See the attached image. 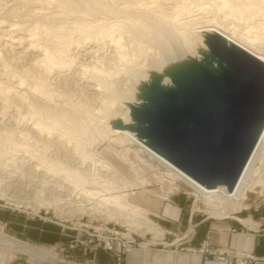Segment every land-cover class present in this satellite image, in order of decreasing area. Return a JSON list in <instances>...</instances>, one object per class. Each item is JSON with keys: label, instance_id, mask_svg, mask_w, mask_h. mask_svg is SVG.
I'll return each instance as SVG.
<instances>
[{"label": "rangeland", "instance_id": "rangeland-1", "mask_svg": "<svg viewBox=\"0 0 264 264\" xmlns=\"http://www.w3.org/2000/svg\"><path fill=\"white\" fill-rule=\"evenodd\" d=\"M66 1L73 0H0V213H5V211L19 213L41 223L57 225L62 233L67 230L84 232L86 238H75L65 245H44L28 241L15 236L10 231L9 224L3 221L0 214V234L27 243L38 252L33 258L29 252L19 251L8 246L5 241L0 240V264H99L88 257V254L109 247L113 248L114 264H126L129 253L136 249L144 250L149 247L159 249L171 247L173 249L178 248L179 251L200 253L203 256V264H210V262L217 261V259L215 260L208 251L202 252L201 250L207 246L209 251L213 250L215 252L216 250L219 251V248L213 247L208 239H204L199 247L190 246L186 242L196 230L199 220L234 219L238 222L235 219L237 217L242 223L255 231L261 228L264 229V216L261 214V211L264 212L262 210V208L264 209V180L255 190L248 191L246 198L239 203L236 210L227 216L213 215L206 203L202 199H198L199 197L194 194V190L190 186L184 183L175 186L169 177L159 178L160 172L162 173L164 170L161 171L156 163H151L148 160L146 154L138 151L139 147L137 145L128 142H117L114 137L115 133L111 130L115 127L110 125L109 130L99 124L104 119H96L100 115L102 117L104 113L100 109L103 108V102L114 99L117 102L113 107V114L116 112L117 117L122 120V117L126 115L123 122L130 123L129 114L131 112L127 110L128 103L137 102L135 93L138 90V83L146 81L154 67H156L155 70L161 71L168 60L181 59L187 55L200 56L197 47L190 49L170 31H167V33L169 32L168 34L171 35L165 33L164 39L169 45L166 46L169 49H165V45H160V42L156 41L154 33L146 29L144 25L145 13H147V16L153 17L161 11L169 15L178 14L179 18L193 19V25L191 26L195 29L197 27L199 31L200 26L211 24L209 22L213 19L212 16L215 15L213 14L215 13L214 10H211V7L215 5L214 2L212 0H96V3L93 2L95 0H74L75 2H81L80 5L74 3V1L72 2L76 7L74 11V9L69 10L65 6ZM93 3H96L98 7ZM91 6L96 7L93 10L95 12H90L88 8ZM155 6H158V9ZM207 11H213V13ZM143 14L144 16H142ZM217 15H219L218 19L220 21L227 20L222 14ZM141 17H144L143 20H140ZM130 18H133V21L136 20L134 22L136 27L130 26L132 23ZM252 19H245L247 22L241 20L244 21L243 23L239 21L240 25L237 28L246 31L245 26L250 24V26L254 25L256 29L258 27L257 30L263 33L264 14H259ZM79 22L82 24L85 22L84 25L89 26V28L85 31L76 29L75 27ZM47 24L52 25V28L56 27L55 29H57V26L58 28L65 27V31L72 36L69 44L58 43L57 46L54 37L43 27ZM120 24L124 30L121 41L125 51L124 61L121 59L122 57L115 47L114 41V44L112 43V38L107 37L106 34L99 35V32L105 30V28ZM61 25L63 26L61 27ZM232 26L234 24L230 23L228 25V27ZM75 30L78 31L75 32ZM31 34L35 36L34 40L37 42L30 41L34 37ZM47 44L49 47L51 46L52 49H49L52 52L55 51L54 54L57 58H63L70 64L61 67L52 65L53 67H50L49 71L43 67L45 62L41 52L44 53L42 48H45ZM38 48L41 52L37 50ZM159 59L162 64L158 62ZM26 71L28 72L26 73ZM94 71H98L97 74H102L97 75ZM20 78L25 79L23 84L20 82ZM40 80L45 84L44 90L46 93L52 94L51 100L46 99L42 94H32L30 89L36 87ZM169 81L170 79L166 77L165 82L168 83ZM102 85H110V89L106 90ZM32 105L34 109H39L38 112L32 111ZM39 111L43 114L38 115ZM95 111L97 114L94 113ZM51 112L52 115L55 113V115L63 114L67 119L70 116V119L72 117L71 120L76 118L74 116L79 117L75 119V123L71 120H64L67 121L65 124L74 123H69L71 126L68 125V127L65 126L64 122L57 125L55 122H51V118H47L48 121L42 123L48 124V127L42 131L38 128L37 118L35 117L45 116L47 113L51 115ZM34 113L35 115H33ZM85 115L92 118L96 116L93 118V124H98L97 127L99 126V129L104 131L101 140L92 141L85 135V129L81 126V118H85ZM97 121L99 122L97 123ZM34 125L38 128L37 130H34ZM131 132L136 134L133 131ZM77 134H81L80 137H77L81 139L75 138ZM71 135H75V139ZM85 136L86 139L83 140ZM76 139L87 143L85 144L82 141H79L81 142L79 143ZM77 144H80L78 145L79 149L76 146ZM82 144L86 147L82 148L84 146ZM127 146L130 151L125 150ZM80 148L86 152H84V155L89 154L90 156L81 157ZM112 149L122 152L128 151L126 155L129 161L126 164L121 163L126 167H120V175L116 174L118 172L114 173L115 171H112L103 162L108 161L116 166L122 162L120 161L123 160L122 156L115 155ZM128 165L129 167H127ZM131 169L138 170L139 174L137 175ZM172 174H175V177L177 176L176 172H172ZM137 176L146 180L148 189H160V192L166 195V199L171 195L170 200H165V198L157 200L155 194L148 192L145 199L138 203L135 201L136 196L143 194V188L139 185L140 187L137 186L135 191L137 192L136 196H130L132 197L130 203L132 202L134 208L124 205L126 204L124 201L126 199L125 195L131 192L129 190L132 188L130 183L133 180L135 181ZM146 184L144 185L147 186ZM111 194H120V200L117 201ZM102 198L106 199L103 200ZM178 202L183 204V214L186 212L187 217L188 227L184 233L172 228L170 225L174 221L169 217H164L162 211H159L166 205L170 206ZM14 204L21 205L28 210L19 211L13 208L12 205ZM136 204L140 207L135 206ZM140 208L141 210H139ZM30 211L38 214L34 215ZM259 211L260 215L257 213ZM165 219L168 220L167 228L162 227V222ZM77 220L82 223H89L92 227H84V229L71 228L69 226L71 221L75 222ZM145 220H149L148 223ZM99 221H110V228L119 229L120 231L123 227L132 229L136 240L143 243V245L141 244L142 248L136 246L131 251H125L117 240L101 241L98 237H92L90 233L97 234L99 232L95 229L99 227ZM256 221L261 222L258 228L254 225ZM239 224L243 225L240 222ZM161 229L166 231L163 241L159 240V237H163V230ZM211 246L213 249H211ZM191 249L197 251L192 252ZM79 255L82 258H78Z\"/></svg>", "mask_w": 264, "mask_h": 264}, {"label": "water", "instance_id": "water-1", "mask_svg": "<svg viewBox=\"0 0 264 264\" xmlns=\"http://www.w3.org/2000/svg\"><path fill=\"white\" fill-rule=\"evenodd\" d=\"M205 43L199 57L151 70L129 103L131 122L111 124L207 188L233 191L264 130V61L217 31Z\"/></svg>", "mask_w": 264, "mask_h": 264}, {"label": "bare ground", "instance_id": "bare-ground-1", "mask_svg": "<svg viewBox=\"0 0 264 264\" xmlns=\"http://www.w3.org/2000/svg\"><path fill=\"white\" fill-rule=\"evenodd\" d=\"M74 1V0H73ZM73 1H66L65 2V6L69 9V10H73L74 8H76L74 5L75 4H72ZM81 1V0H79ZM119 1V0H118ZM214 2V7H211V10H214L215 13H213V11H207V12H210V13H213L215 15L212 16L213 19L210 20L209 23L211 24H208L206 26H198L199 28H201L199 31L197 30L198 28L196 27H192L191 25H193V19H182V18H179V15L178 14H174V15H169L167 14L166 12L164 13V11H161V12H158L157 14H155V16H147V13H145L146 15L144 16V14L142 16H144V25L146 27V29H148L150 32H153L154 33V37L156 39V41L160 42L159 44L163 46L165 45V49H169V47H166V46H169L166 42H165V33L166 35H171V34H168L167 31H170V33H174L177 38H179L186 46H188L190 49L192 48H207V45L205 43V33L206 32H213V31H217L219 33H221L222 35H224L229 41H232L238 45H240L241 47H243L244 49H246L247 51L251 52L252 54H254L255 56H257L259 59L263 60L264 61V32H260L257 27V29L254 27V25H247L245 26L247 29L246 31H241L239 30L240 28H237L240 23L239 21L241 20H248L249 18H255L257 17L259 14H264V0H212ZM211 1V2H212ZM93 2H96L93 1ZM156 2V1H155ZM199 2V1H198ZM74 3H79V2H75ZM81 3V2H80ZM79 3V5H80ZM97 3V2H96ZM96 3H93L94 5ZM89 6V5H88ZM95 6H91V7H87L88 9H90V12L93 11L94 9H96L97 4H96V7L94 8ZM107 7V6H106ZM156 7V6H155ZM158 7V6H157ZM156 7V8H157ZM166 7V6H165ZM194 7V6H193ZM100 8V7H99ZM143 8V7H142ZM146 8V7H145ZM149 8V7H148ZM154 8V7H153ZM153 8H152V11H153ZM210 8V7H209ZM208 8V9H209ZM158 9V8H157ZM177 9V8H176ZM102 10V8H101ZM112 10V9H111ZM114 10V9H113ZM117 10V9H115ZM203 10V9H202ZM75 11V9H74ZM97 11V10H96ZM144 11V10H143ZM156 11V9H155ZM158 11V10H157ZM95 12V11H93ZM107 12V11H106ZM145 12V11H144ZM154 12V11H153ZM152 12V13H153ZM92 13V12H91ZM114 13V12H113ZM116 13V12H115ZM94 14V13H93ZM217 14H222L227 20H223V21H220L218 19V16ZM149 15V14H148ZM212 15V14H211ZM147 16V17H146ZM143 18L141 17L140 20H143ZM220 18V17H219ZM132 23L130 24V26H135L136 27V24H134V22L136 21H133V18H130ZM246 19V20H245ZM82 20V19H81ZM203 20V19H202ZM231 20V21H230ZM253 20V19H252ZM128 21V20H127ZM126 21V22H127ZM130 21V20H129ZM230 21V22H228ZM244 21H241L242 23ZM125 22V23H126ZM143 22V21H142ZM201 22V21H200ZM247 22V21H246ZM85 23V22H84ZM84 23H80L78 25L73 26L75 27L76 29L78 30H84L85 29H88L89 26L87 27L86 25H84ZM234 24V26L232 27H228L229 24ZM249 23V22H248ZM3 24V22H2ZM1 24V25H2ZM16 24V23H15ZM118 24V23H117ZM124 24V23H123ZM127 24V23H126ZM44 25V24H43ZM42 25V26H43ZM50 24H47L43 27H45V29L47 30V32L52 35L54 37V41L57 43V46H58V43H62V44H69L70 42V39L72 36H70L71 34H69L67 31H65V27L63 28L61 25L62 28H58L57 26V29L55 28H52ZM115 25V24H114ZM110 26L108 27L107 29L105 28V30L103 31H100L99 32V35L100 34H106L107 37L109 36V38H112V43L114 41V45L115 47L119 50L120 52V56L122 57L121 59H123V57L125 56V51L123 50L124 46H122L121 44V41H122V35H123V27L120 25H116V26ZM128 25V24H127ZM245 25V24H244ZM126 26V25H125ZM129 26V27H130ZM257 26V25H256ZM104 27V26H103ZM102 27V28H103ZM128 27V28H129ZM140 27V26H139ZM261 27V26H260ZM92 28V27H91ZM93 28H96V27H93ZM101 28V29H102ZM264 28V27H263ZM104 29V28H103ZM136 29V28H135ZM138 29V27H137ZM143 29V28H142ZM7 30V29H6ZM78 30H75L78 31ZM131 30V28H130ZM129 30V31H130ZM132 30H134V28H132ZM140 30V29H139ZM197 30V31H196ZM147 31V30H146ZM36 32V30H35ZM74 32V33H75ZM87 32V31H86ZM126 32V31H125ZM131 32V31H130ZM34 33V32H33ZM32 33V34H33ZM72 33V32H71ZM31 36L33 37L34 35ZM95 34V33H94ZM126 34V33H125ZM36 35V34H35ZM38 35V34H37ZM98 35V34H97ZM30 36V37H31ZM40 36V35H38ZM27 37V36H26ZM29 37V38H30ZM41 37V36H40ZM43 37V36H42ZM102 37V36H101ZM35 36L33 37V39H29L30 41H35L34 40ZM44 38V37H43ZM105 38V37H104ZM175 38V36H174ZM23 39V38H22ZM38 39V38H37ZM25 40H27L25 38ZM24 40V41H25ZM40 41V40H39ZM42 41V40H41ZM46 41V40H45ZM17 42V41H16ZM28 42V41H26ZM37 42V41H35ZM30 43V42H28ZM27 43V44H28ZM55 43V44H56ZM8 44V43H7ZM12 44V43H11ZM31 44V43H30ZM6 45V44H5ZM13 45V44H12ZM45 45V44H44ZM106 45V44H105ZM3 46V45H2ZM33 46V45H32ZM35 46V45H34ZM12 47V46H11ZM28 47V46H27ZM39 47V46H38ZM48 47V48H46ZM45 48H42L44 49V53H42L39 48L37 50H39L41 52V54H43L44 58H43V61L45 62L44 66L45 68H47V70L50 68V67H53L54 65H57V66H66L68 64H70V62H68L67 60L63 59V58H57L56 55L54 54V52H52V49L51 46L49 47L48 44L46 45ZM61 47V46H60ZM65 47V46H63ZM162 47V46H160ZM33 48V47H32ZM50 48V49H49ZM2 49V48H1ZM15 49V48H14ZM19 49V48H18ZM28 49V48H27ZM36 48L34 47V50ZM63 49H66V48H63ZM70 49V48H69ZM6 50V49H5ZM62 50V48H61ZM127 50V49H126ZM60 51V50H59ZM117 52V51H116ZM149 52V51H148ZM158 53V52H157ZM167 53V52H166ZM169 53V52H168ZM89 54V53H88ZM127 55V53H126ZM115 57V56H114ZM161 57V55H160ZM159 57V58H160ZM120 58V57H119ZM129 58V57H128ZM125 59V58H124ZM123 59V61H124ZM131 59V58H130ZM119 60V59H118ZM160 60V59H159ZM158 62H161V60ZM37 61V60H36ZM41 61V59H40ZM120 61V60H119ZM134 61V60H133ZM117 62V61H116ZM42 63V62H41ZM132 63V62H131ZM123 64V63H122ZM159 64V63H158ZM162 64V62H161ZM41 65V64H40ZM53 65V66H52ZM118 65V64H117ZM160 65V64H159ZM5 66V65H4ZM145 66V65H144ZM163 67V65H161ZM165 66V65H164ZM85 67V66H84ZM105 67V66H103ZM118 67V66H117ZM141 67V66H140ZM151 67V66H149ZM153 67V66H152ZM110 68V67H109ZM156 69V67H154ZM152 69V70H155V69ZM9 69V68H8ZM36 69V68H35ZM123 69V68H122ZM163 69V68H162ZM50 70V69H49ZM48 70V71H49ZM94 70V68H93ZM128 70V69H127ZM133 70V69H132ZM148 70V68H147ZM158 70V69H157ZM43 71V70H42ZM159 71V70H158ZM28 71H26L27 73ZM95 72V71H94ZM98 72V71H97ZM97 72H95L97 74ZM114 72V71H113ZM122 72V71H121ZM146 73V72H145ZM144 73V74H145ZM102 74V73H101ZM101 74H97V75H101ZM7 75V74H5ZM105 75V74H104ZM23 76V75H22ZM26 76H28V74H26ZM25 76V77H26ZM144 76V75H143ZM107 77V76H106ZM29 78V76H28ZM92 79V78H91ZM147 79V78H146ZM20 82L23 84V80L25 81V79L23 78H20ZM145 80V79H144ZM22 86V85H20ZM28 86V85H27ZM30 87H32L31 85H29ZM44 86V88H43ZM105 87L106 90L110 89V85L106 86V85H102ZM118 86V85H117ZM122 87V86H121ZM95 88V87H94ZM45 89V84L43 81H38V84H36V87H34L33 89H30L32 90V94H39L42 96H44L46 99H52L51 95L50 94H47L46 91L44 90ZM9 91V90H8ZM128 91V90H127ZM100 92V91H99ZM120 92V91H119ZM126 92V91H125ZM25 94V93H24ZM28 94V93H27ZM100 95V94H99ZM11 98V97H10ZM20 98V97H19ZM36 98V97H35ZM97 98V97H96ZM111 99V98H110ZM6 100V99H5ZM19 101V100H18ZM45 102V101H44ZM116 102L117 100L115 101L114 99L113 100H105L102 104L103 108H100L104 111L105 115L102 114V117L101 115L99 117H96V119H99V118H102L104 119L103 121H100L101 123H99L101 126H105L109 129L110 124L111 123V120L112 119H116L118 118L117 115H116V112L115 114H113V107L114 105H116ZM128 102V101H127ZM125 102V103H127ZM122 103V102H121ZM124 103V102H123ZM122 103V104H123ZM130 103V102H129ZM129 103H128V112H131V109H130V106H129ZM121 104V105H122ZM65 105V104H64ZM120 105V106H121ZM126 105V104H125ZM36 106V105H35ZM123 107V106H122ZM32 108H33V105H32ZM37 108V107H36ZM45 108V107H44ZM30 109V108H29ZM120 109V108H119ZM31 110V109H30ZM37 111L39 109H34L33 108V112ZM49 110V109H48ZM52 111V110H51ZM36 112V113H37ZM40 113H38V115H42L43 113L41 111H39ZM45 112H48V111H45ZM50 112V110H49ZM54 112V111H53ZM98 112V110H97ZM97 112L95 111L94 113L97 114ZM99 112H101L99 110ZM127 112V113H128ZM31 113V112H29ZM88 113V112H87ZM56 114V113H55ZM52 115V112H51V115L50 114H46L45 116H38V117H35L37 118V126L38 128L42 129L43 130H46V128L48 127L47 125H45L44 123H42L43 121H48L49 118L52 119L51 122H55L57 125L59 124H62L64 122V124L70 119V116H69V119H67L63 114H58V115ZM91 114V113H90ZM89 114V115H90ZM95 114V115H96ZM35 115V113L33 114ZM32 115V116H33ZM50 115V116H49ZM87 115V114H86ZM85 115V116H86ZM94 115V114H93ZM92 115V116H93ZM99 115V114H98ZM130 117L129 119L131 118V114H129ZM37 116V114H36ZM78 118L79 116H74V118ZM93 117V118H94ZM32 118V117H31ZM48 118V119H47ZM75 118V119H76ZM81 118V116H80ZM91 116H86L85 118H81L82 119V122H81V126L82 128L85 129V135L87 137H89L90 140H95L96 139L98 140H101V138H103L104 136V131L99 129V126L97 127L98 124L95 123V125L93 124V119ZM123 120L124 118H126V115L125 117H122ZM43 119H46V120H43ZM67 121H64L66 120ZM75 119L74 120H71V121H74L75 123ZM41 120V122H40ZM127 120V119H126ZM131 120V119H130ZM78 122V121H77ZM99 121H97L98 123ZM55 123H52V124H55ZM70 123V122H69ZM69 123L65 124V126L68 127V125H70ZM72 123V124H74ZM127 123V122H126ZM55 125V126H57ZM94 125V126H93ZM71 126V125H70ZM76 126V125H75ZM74 126V127H75ZM78 126V125H77ZM76 126V127H77ZM35 127V125H34ZM75 127V128H76ZM113 127V126H111ZM37 127L34 128V130H37L38 129ZM51 128V127H50ZM73 128V126H72ZM81 128V127H80ZM81 128V130H82ZM79 129V127H78ZM77 129V131H78ZM110 130V129H109ZM114 133V137L116 139L117 142H120V143H123V142H128V143H131L132 145H137L139 147L136 148L138 149V151H141L143 154H146V156L148 157V160L151 162V163H156L158 168L162 170H164V172H160V175H159V178H165L166 177H169L170 178V181L175 184V186H179L180 184L184 183V184H187L188 186H190L193 190H194V194L197 195L199 198L198 199H202L206 205L209 207V210H210V213H212L213 215H217V216H227L228 214H230L232 211L236 210L239 206V203L243 202L244 199L246 198V195L248 193V191H253L255 190V188L257 186L260 185V183L264 180V130L262 132V135H261V138L242 174V176L240 177L236 187L234 188L233 191H229L227 186L226 185H218L217 187L215 188H207L206 186L202 185L201 183H199L198 181H196L195 179H193L192 177H190L188 174H186L185 172H183L181 169H179L178 167H176L174 164H172L171 162H169L167 159H165L164 157H162L161 155H159L157 152H155L154 150H152L150 147H148L142 140H140L136 134L132 133L131 131H128L126 129H120V128H112L111 129ZM42 131H41V134H42ZM103 131V132H102ZM111 131V132H112ZM40 132V131H39ZM50 132V131H49ZM70 132V131H69ZM109 133V132H108ZM40 134V135H41ZM67 134V132H66ZM71 134V133H70ZM73 134H76V133H73ZM81 135V134H80ZM80 135H71L73 138H77V137H80ZM112 135V133H111ZM86 136L83 140L86 139ZM74 138V139H75ZM77 139H81V138H77ZM76 139V140H77ZM114 139V140H115ZM104 140V139H103ZM102 140V141H103ZM72 141V140H71ZM79 141H82V140H79ZM77 140V142H79ZM101 141V142H102ZM76 142V141H75ZM84 142L85 144L87 143L86 141H82ZM81 143V142H79ZM126 143V144H128ZM80 144H77L76 146L78 147L79 149V146ZM84 145V144H82ZM81 145V146H82ZM86 147L85 145L82 147L84 148ZM80 148V154H81V157L84 158L85 154L84 155V152L83 151L84 149ZM110 148H111V145H110ZM125 148V147H124ZM82 150V151H81ZM114 149H112L113 151ZM116 150V149H115ZM115 155H121L122 156V159L123 160H120L122 162H120V164L118 166L116 165H113V164H110L108 161H103L104 164L108 165L110 167V169H112V171L114 170L118 173L116 174H121L120 173V167H126L125 165H122L121 163H128L129 159H128V156L126 155V153L129 150L128 146L127 148H125V150H128L126 152H122V151H115ZM76 151H78L76 149ZM106 151V150H105ZM111 151V152H112ZM109 152V151H107ZM110 152V153H111ZM79 153V152H78ZM86 153V152H85ZM103 153V152H101ZM135 153V152H134ZM104 154V153H103ZM139 154V153H138ZM88 157L90 156L89 154L87 155ZM105 156V155H104ZM137 156V155H135ZM86 157V156H85ZM103 159V158H102ZM140 160V159H139ZM86 161V160H85ZM101 161V160H100ZM124 161V162H123ZM102 162V163H103ZM132 162V161H131ZM144 163V162H143ZM156 166V167H157ZM129 167V165L127 166ZM157 168V169H158ZM108 169V168H107ZM153 169V168H152ZM130 170V169H129ZM143 170V169H142ZM111 171V170H110ZM111 171V172H112ZM131 171H133L134 173H137V175L139 174V171L136 170V169H131ZM130 171V172H131ZM172 172H176V177L174 176L175 174H172ZM115 174V175H116ZM114 175V176H115ZM132 175V174H131ZM124 176V175H123ZM130 177V176H129ZM132 177V176H131ZM143 177V176H142ZM167 179V178H166ZM165 179V180H166ZM124 180V179H122ZM159 180V179H158ZM168 180V179H167ZM123 183H125L124 181H122ZM144 184H146V180L144 178H140L137 176L136 180L132 183H130V186L132 188H128L131 192H129L127 195H125L126 199L124 200L126 202V204L124 205H128L130 206V208H134V205H132L130 203V196H133L135 195L137 192L136 189H137V186H141V188H143V194H138V196H136V202L140 203V201H143L146 197V193H153L157 196V200H163L165 198V194L160 192V189L159 190H156V189H148V185L145 186ZM128 185V184H127ZM159 185V184H158ZM139 186V187H140ZM142 190V189H141ZM118 192V191H117ZM140 193V192H139ZM109 194V193H107ZM123 194V193H122ZM112 195V194H111ZM124 196V194H123ZM122 196V197H123ZM110 197V196H108ZM112 197H114L117 201H119L121 198L120 197V194L119 195H112ZM103 199V198H102ZM106 198H104L103 200H105ZM109 199V198H108ZM119 199V200H118ZM166 199V198H165ZM122 200V199H121ZM108 201V200H107ZM110 201V200H109ZM122 201V202H124ZM124 202V203H125ZM128 202V203H127ZM113 203V202H112ZM118 204V202H116ZM137 203V204H138ZM134 204V203H133ZM137 204L135 206H137ZM123 205V203H122ZM21 206V205H19ZM18 206V207H19ZM121 206V204H120ZM127 206V207H128ZM126 207V208H127ZM138 207V206H137ZM140 207V206H139ZM138 207V208H139ZM136 208V207H135ZM23 209V208H22ZM132 210V209H131ZM141 210V208L139 209ZM137 210V211H139ZM134 211V210H133ZM149 220H145V222L148 223ZM255 226L258 228L259 225L261 224L258 223V221L254 222ZM147 225V224H146ZM149 225V224H148ZM150 226V225H149ZM152 226V225H151ZM194 227V226H193ZM131 232H134L132 229L128 228ZM163 230V229H161ZM166 235V231L163 230V237H159L160 241H163L164 240V237ZM0 240H3L6 242V244L12 248H15L19 251H24V252H29L31 254V256L34 258V255H37L38 252L36 251V249L31 246V245H28L27 243H24L16 238H11V237H8L4 234H0ZM149 244H152V243H149ZM143 245V244H142ZM142 245H141V248H142ZM228 250L229 252H231L232 254H236V255H239L241 256L243 253L245 252H250V251H233V250H230V249H221V251H226ZM192 252H196L197 250L196 249H191ZM41 255V254H40ZM36 257V256H35ZM37 258V257H36ZM48 259H50L49 256H47Z\"/></svg>", "mask_w": 264, "mask_h": 264}, {"label": "crops", "instance_id": "crops-1", "mask_svg": "<svg viewBox=\"0 0 264 264\" xmlns=\"http://www.w3.org/2000/svg\"><path fill=\"white\" fill-rule=\"evenodd\" d=\"M170 197L171 195L165 200H170ZM182 205L180 202L170 206L166 205L159 211H162L164 217H169L174 221L170 225L172 228L184 233L188 225L186 222V212L183 214L184 209ZM262 210L264 211L263 208ZM257 213L260 215V211ZM0 214L2 215L3 221L9 224V229L15 236L28 241L38 242L44 245H65L75 238H86L84 232L67 230L62 233L57 225L41 223L19 213L5 211V213L2 212ZM261 214L264 216V212L261 211ZM235 219L238 222L234 219L199 220L196 230L186 242L190 246L199 247L204 239H208L213 247L219 248V250L250 251L264 256V229L261 228L255 231L242 223L237 217ZM239 222L243 225H240ZM162 223V227L167 228L168 220L165 219ZM88 255V257L94 259L99 264H114L112 247L99 249L95 252H90ZM78 258L82 257L79 255ZM126 264H203V256L200 253L179 251L178 248L173 249L170 247L168 249H159L149 247L144 250L136 249L129 253Z\"/></svg>", "mask_w": 264, "mask_h": 264}, {"label": "built area", "instance_id": "built-area-1", "mask_svg": "<svg viewBox=\"0 0 264 264\" xmlns=\"http://www.w3.org/2000/svg\"><path fill=\"white\" fill-rule=\"evenodd\" d=\"M13 208L21 211H26L28 209H24L22 206H17L16 204L12 205ZM23 208V209H22ZM28 212V211H27ZM30 213L37 215L38 213L30 211ZM110 221H99V227L95 228L99 232L97 234L90 233L92 237H98L99 240H117L119 241V244L121 248L125 251H131L136 246L141 247L142 242H138L136 238L134 237V233L131 232L128 228L123 227V229L120 231L119 229L110 228ZM69 225L71 228L74 229H84V227H92L89 223H82L79 220L73 222L71 221ZM165 238V237H164ZM211 249L213 247L211 246ZM120 250V249H119ZM202 252H209L210 255H213V258L217 261L210 262V264H264V256H260L256 254L255 252H245L241 256L232 254L228 250L226 251H209V248L206 246L204 249L201 250Z\"/></svg>", "mask_w": 264, "mask_h": 264}]
</instances>
